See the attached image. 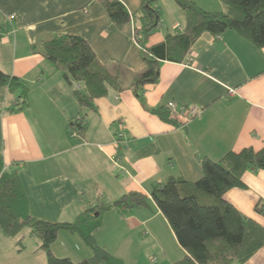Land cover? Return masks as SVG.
I'll use <instances>...</instances> for the list:
<instances>
[{
    "label": "crops",
    "instance_id": "0c3cea01",
    "mask_svg": "<svg viewBox=\"0 0 264 264\" xmlns=\"http://www.w3.org/2000/svg\"><path fill=\"white\" fill-rule=\"evenodd\" d=\"M103 1L0 0V69L29 89L28 106L12 113L16 95L0 88V152L6 167L18 171L30 214L38 219L73 222L89 206L113 204L130 192L146 195L147 206L105 212L96 241L126 264H174L188 254L152 192L171 178L198 181L205 158L219 161L228 152L264 146V47L234 31L205 32L182 62L161 61L159 80L138 95L131 84L145 62L135 23L117 28ZM116 1L130 14L140 8L139 0ZM191 1L224 11L220 0ZM158 9L160 23L144 42L148 49L186 30L175 0H160ZM59 35L85 39L125 89L82 108L74 91L84 85L68 82L67 71L42 53L43 42ZM170 101L201 111L189 121H167L156 111L167 110ZM81 116L83 136L70 129ZM242 180L244 187L225 198L264 228V216L256 212L264 199V170H249ZM0 240L11 243L1 228ZM52 252L74 262L93 255L67 231L59 232ZM244 264H264V247Z\"/></svg>",
    "mask_w": 264,
    "mask_h": 264
},
{
    "label": "trees",
    "instance_id": "16d2710c",
    "mask_svg": "<svg viewBox=\"0 0 264 264\" xmlns=\"http://www.w3.org/2000/svg\"><path fill=\"white\" fill-rule=\"evenodd\" d=\"M140 8L130 14L119 1L104 0L113 24L123 29L131 21L140 47H143L145 68L134 79L131 87L139 95L147 84L160 77V63L167 60L180 63L200 36L234 31L258 48L264 47V0H220L224 11L202 9L191 0H175L183 10L187 26L184 33L168 34L164 42L147 48L145 41L160 23V0H139ZM133 19V20H132ZM42 53L57 69L67 71L71 83H81L85 90L75 89L74 96L82 108L93 107L97 98L125 89L117 76L102 65L89 43L76 35H59L43 42ZM6 87L16 95L17 105L9 112L16 113L28 106L29 89L19 77L0 69V88ZM167 110L156 112L167 121H173ZM71 131L83 136L87 125L84 117L71 121ZM264 170V146L228 152L219 161L205 158L202 177L194 182L171 178L157 186L152 199L168 220L177 241L187 256L174 264H244L264 247V228L241 214L228 202L225 194L234 188H243V175L249 170ZM148 198L139 192H130L113 204L87 207L73 222H51L33 217L19 173L7 168L0 154V228L7 236H16L28 226L31 235L40 241L38 249L46 252L48 264H126L98 244L95 233L102 226V216L113 208L147 206ZM256 212L264 216V199L258 201ZM60 231L78 235L92 249L90 258L74 262L68 257H57L52 245ZM20 243V242H19Z\"/></svg>",
    "mask_w": 264,
    "mask_h": 264
},
{
    "label": "rangeland",
    "instance_id": "374dc122",
    "mask_svg": "<svg viewBox=\"0 0 264 264\" xmlns=\"http://www.w3.org/2000/svg\"><path fill=\"white\" fill-rule=\"evenodd\" d=\"M138 36L135 32L136 41ZM7 240L11 243L0 240V264H48L46 252L38 249L40 241L31 235L28 226L24 227L16 236H7Z\"/></svg>",
    "mask_w": 264,
    "mask_h": 264
},
{
    "label": "built area",
    "instance_id": "2783aa9c",
    "mask_svg": "<svg viewBox=\"0 0 264 264\" xmlns=\"http://www.w3.org/2000/svg\"><path fill=\"white\" fill-rule=\"evenodd\" d=\"M140 38H141V36L139 35L138 39H140ZM138 39H137V42H138ZM234 93H235V90L231 89L230 94L233 95ZM166 109L172 118L180 116V117L185 118V120H187V121L198 116V114L201 111L198 107H183V108L179 109L176 102H174V101L168 102L166 105ZM118 136L122 137L123 134L119 133Z\"/></svg>",
    "mask_w": 264,
    "mask_h": 264
}]
</instances>
